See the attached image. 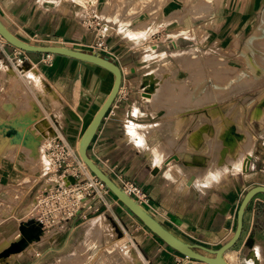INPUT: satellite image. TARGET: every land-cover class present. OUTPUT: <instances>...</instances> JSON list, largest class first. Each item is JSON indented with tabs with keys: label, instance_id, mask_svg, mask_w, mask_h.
Returning <instances> with one entry per match:
<instances>
[{
	"label": "crops",
	"instance_id": "obj_1",
	"mask_svg": "<svg viewBox=\"0 0 264 264\" xmlns=\"http://www.w3.org/2000/svg\"><path fill=\"white\" fill-rule=\"evenodd\" d=\"M263 9L264 0H0V20L24 41L83 51L88 50L93 34L82 21L93 14L109 20V51L104 56L121 68L123 79L88 155L119 185L131 180L142 187L149 196L145 207L167 226L194 243L219 249L236 231L245 194L264 186L260 165L264 159V131L257 140L251 125L246 128L241 121L233 123V115L222 107L226 99L217 101L215 79L210 74H198L195 68L199 64L195 63L206 62L207 58L201 60L202 52L203 57L211 55L219 44H223L220 49L227 50V36H233L231 49L239 50L237 43L241 45L243 36L252 32ZM45 55L27 52L24 57L7 42L0 43V97L8 88L27 93L23 92L26 101L19 100L18 92L8 96L1 103L6 117H0L9 118L4 109L7 103L15 108L23 126L28 102L34 99L40 108L47 107V111L41 109L50 114L54 134L77 149L81 136L107 99L114 76L94 64L60 55H52L48 62ZM20 57L33 69L28 73H34L45 95L40 96L25 75L19 74L22 69L16 60ZM8 64L21 76L23 85L14 80V74L4 73ZM157 70L165 75L156 80L151 75ZM163 84L175 89L165 86L167 90H163ZM261 112L258 108L254 115ZM228 134L234 136V142L226 140ZM17 155L12 156L15 163L19 162ZM247 157L250 170L244 172ZM2 162L0 187L9 185ZM33 167L31 175L42 174L38 164ZM40 181L29 189V185L21 187L22 195L31 198L28 210ZM8 192L0 189V201ZM107 199L109 208L79 223L80 228H69L75 219L50 233H37L23 255L2 259L1 264H83L87 250L95 244L103 248L95 264H125L124 257L108 243L109 236L118 234L128 237L127 243L133 244L130 253L137 254L144 264H204L185 260L112 194ZM9 202L6 212L13 208L23 211L21 201ZM10 215L1 216L2 221L13 222L15 228L13 235L6 233L5 241L14 238L21 226L27 228V219L19 222ZM74 232L80 236L74 238ZM73 248L76 253H69ZM225 256L230 264H264V194L248 205L241 237Z\"/></svg>",
	"mask_w": 264,
	"mask_h": 264
},
{
	"label": "rangeland",
	"instance_id": "obj_2",
	"mask_svg": "<svg viewBox=\"0 0 264 264\" xmlns=\"http://www.w3.org/2000/svg\"><path fill=\"white\" fill-rule=\"evenodd\" d=\"M207 4L204 5L207 7L209 5ZM143 5L144 4L139 5L140 8H142L141 6ZM139 6L137 5V7ZM255 33L258 34L255 35ZM231 37L233 38V36H227V38H230V41L226 39V42L224 44V46L228 48L227 50L220 49V46H223V44H219L216 52L212 51L211 55L207 53L209 57H207V55L206 57L205 56L203 57L204 52H202L201 60L207 58L206 59L207 61L204 59L206 62L200 63L198 62V60H196L197 62L195 64L198 63L199 66H197V68L195 69H197L198 71L197 73L200 74L201 76H205L208 74L213 76V78L216 81L215 90L218 97L217 101L220 102L226 99L225 100L226 105L222 104V107L225 106L228 109L227 110L228 115H233L235 119L233 123L241 121L243 123V126L246 128H248V126L251 125L254 131V132L252 131V133H254L256 139L258 140L260 139L258 135L262 130L264 131V9L262 10V13H260L259 21L257 24H255V27L252 30V32L248 35L243 36L241 45L240 44L238 45L237 43V46L241 47L239 50L231 49L233 48L231 46V42H232ZM210 60H212L213 63L211 61L212 66L208 67L207 64L209 63ZM21 69L22 70L19 72V74L22 76L24 75L26 76V74L29 71L33 70L31 68H28L27 64L25 63L21 64ZM209 70H211V72H208ZM9 72L12 75L14 74L13 75L14 80L18 84L23 85L24 82L21 76L18 74V72L15 70L12 64L11 65L8 64L7 68L4 70L5 74L6 73L8 74ZM159 75H165V74L164 72H162V70H157L153 72L151 78L153 79L156 78L157 80V76ZM18 76L21 78V80L19 79ZM29 84L31 85L32 83ZM159 84L160 82H157L156 86L158 87ZM177 84L178 83H176L175 85ZM32 85L37 88V92L38 94H40V96L45 95L46 91L40 85L39 82H37V84L35 83ZM178 85L179 87H182L181 84ZM166 86L169 87V85ZM172 89H175V87L168 88V90H172ZM22 91L25 93V95H27V93L24 90ZM17 92H18L17 89L14 91L8 88L4 94L1 93L3 95L0 97V115H2L3 117H6V115L5 112L2 110L1 103L7 100L8 96H11V94ZM23 92H18L17 95L18 97H20L19 100L26 101ZM40 100L42 104H44L43 98ZM28 104H29V109L27 110V112L24 113L23 126H20L22 124L19 123L20 122V120H18L19 116L16 113L15 108L13 109L9 108L8 106H6L7 103L4 106L5 107L4 109L10 115L9 118L6 119L0 117V165H1V160L3 159L2 165L5 167L4 168L5 173L8 174L9 177V181H8L9 185L6 184L5 186L0 187V189H2V192L4 191L7 192V190H9L7 197H5V199L2 198L4 202L0 201V251L4 249L6 246H8L11 241L16 239L19 234L18 232V234L14 238L5 241L7 239L6 233L7 234L12 233L13 231H15V228L14 225L12 224L13 222H9L7 220L2 221L3 216L5 217V215L10 213L11 214L10 216L12 217L11 219L19 222L22 220H26L29 217L28 213L30 210H28V206L31 204V198H27L26 197L27 195L26 196L22 195L23 190H21V187L25 185H29L26 188L29 189L36 182H38V180H41L40 185H42L45 179H47V178H42L41 175H31L29 170L31 168H34L33 166L35 164H38L37 168L40 171L44 168L45 166L44 141L46 138L54 134L55 129L48 121L46 120L44 122L39 121L40 119L44 118L46 114L42 109L47 111V107L42 106L41 109L38 103L34 99H30ZM224 108H219V109H224ZM258 108L262 110L263 114L259 116H255L254 112ZM46 116H48V114H46ZM48 117H50V114ZM253 120L254 121L259 120V122L253 123ZM33 125L39 128V130L36 129ZM27 126H30L28 128V131L30 132L31 135L29 134L30 136H28L25 142L21 134L24 131H22L21 128H23L24 130V128H26ZM7 127L13 129L14 130L13 135H15L16 137H20L21 139L18 138L19 139L18 141L17 138H15L14 136H13L14 138H12L11 135L7 132L8 131ZM17 129L21 130L22 132L18 131ZM17 133H19L20 136H17L16 135ZM14 154H18L17 155L18 157L17 160H19L18 163H15V159L12 157ZM29 157L31 159H29ZM32 159L35 161L34 162L35 164L33 163ZM260 165L262 170L264 171V164L261 162ZM21 167H23V169ZM0 172H1V167H0ZM17 176H20V178L18 179ZM10 200L15 202L21 201L22 203H24L23 211L17 212L16 209L13 208L12 211L6 212V209L11 204L9 202ZM93 217H95V215ZM96 221L98 220H95L94 222ZM83 222H84L83 220L77 219L73 224V226H70L69 228L72 229V227L75 228L77 226L78 228H80L79 223H83ZM76 232L79 234L80 229H78V231ZM13 233L11 235H13ZM78 234L76 235L74 232L73 237L78 238L80 236ZM128 240H129L128 237L123 235L119 236V234L118 236H113V237L109 236L108 243L112 245L113 242L116 241V243L114 244L115 250L122 257H124V260H125V254L120 250L121 247L120 245L126 244L128 246V249H131L132 247L127 244ZM102 249H103L102 247L101 248L97 247L96 244L93 245L91 249L87 250L83 260L85 262L83 264H95L98 253ZM69 253H76L75 248H73ZM110 260L113 261L112 258ZM2 261L3 260L1 259L0 264L2 263ZM76 262L77 261H73L72 263L76 264Z\"/></svg>",
	"mask_w": 264,
	"mask_h": 264
},
{
	"label": "built area",
	"instance_id": "obj_3",
	"mask_svg": "<svg viewBox=\"0 0 264 264\" xmlns=\"http://www.w3.org/2000/svg\"><path fill=\"white\" fill-rule=\"evenodd\" d=\"M109 20L93 14L82 21L84 28L92 32L88 52L105 55L109 51ZM6 41L0 37V43ZM25 57L27 52L19 50ZM50 61L52 55L46 54ZM24 58L16 60L17 65L24 63ZM130 125H133L131 122ZM45 166L41 177L47 178L40 185L26 221L27 228L39 229L46 234L75 219L84 222L98 216L103 208H109L108 196L111 192L106 185L93 175L81 160L76 148L55 133L44 141ZM264 164V160L262 161ZM122 189L145 206L149 201L146 191L131 180H124ZM133 248V244L127 243ZM126 245V244H125ZM130 248V247H129ZM36 256H40L39 253ZM185 260H189L185 257Z\"/></svg>",
	"mask_w": 264,
	"mask_h": 264
},
{
	"label": "water",
	"instance_id": "obj_4",
	"mask_svg": "<svg viewBox=\"0 0 264 264\" xmlns=\"http://www.w3.org/2000/svg\"><path fill=\"white\" fill-rule=\"evenodd\" d=\"M0 37L3 38L9 45L24 52L60 55L94 64L112 73L114 76L113 87L107 99L100 107L78 142L77 151L81 160L86 164L90 172L106 185L112 195H114L119 202H121L155 236H157L163 243L172 248L174 251L188 259L200 261L204 264H230L226 259L225 254L239 241L243 230V219L248 205L257 195L264 194V186H256L245 194L238 210L236 231L233 237L226 244L219 249H210L192 242L163 223L136 199L130 197L122 189L121 185H119L116 180L107 174L88 155V148L95 137L101 122L105 118L107 112L120 92L123 79L121 68L108 57L100 53L83 51L68 46L37 45L32 42L24 41L13 34L1 20ZM249 170L250 157H247L243 164V171L248 172ZM35 232L40 233V230L35 229Z\"/></svg>",
	"mask_w": 264,
	"mask_h": 264
},
{
	"label": "bare ground",
	"instance_id": "obj_5",
	"mask_svg": "<svg viewBox=\"0 0 264 264\" xmlns=\"http://www.w3.org/2000/svg\"><path fill=\"white\" fill-rule=\"evenodd\" d=\"M83 1H85V0H83ZM75 2V1H74ZM82 4H84V3H82ZM116 11V10H115ZM118 11V10H117ZM116 11V12H117ZM124 11V10H123ZM119 13V12H118ZM125 13V12H124ZM122 16V15H121ZM126 16V15H125ZM126 18H127V16H126ZM130 18V17H129ZM260 33V32H259ZM186 34V33H185ZM258 34V33H257ZM256 33H255V35H257ZM187 56V55H186ZM30 72V71H29ZM34 74V73H33ZM241 74V73H240ZM26 79H27V81L28 82H30V83H32V84H37V82L35 81V77L32 75V73H27L26 74ZM166 85H162V87H161V89H163V90H167V88L165 87ZM238 117V116H237ZM48 121L51 125H52V123H51V121H50V119H49V117L48 116H45L44 118H42V119H40L39 121L40 122H44V121ZM34 126V125H33ZM16 127V126H15ZM14 127V128H15ZM30 126H27L26 128H24V130H23V128H21L22 129V131H24L23 133H21L22 134V137H23V140L26 142V140H27V138H28V136H30L31 134H30V132L28 131V128H29ZM36 129H38L39 130V128H37L36 126H34ZM52 127H54L53 125H52ZM18 129H20V128H18ZM17 129V130H18ZM18 131H20V132H22L21 130H18ZM17 131V132H18ZM19 132V133H20ZM8 133L11 135V137L12 138H17V140L19 141V139H21L20 137H16L15 135H13V133H14V130L13 129H9L8 130ZM16 133V132H15ZM19 133H17L16 135L17 136H20L19 135ZM30 134V135H29ZM14 136V137H13ZM19 138V139H18ZM250 139V138H249ZM228 142H234L235 141V139H234V136L233 135H230V134H228L227 135V139H226ZM250 140H252V139H250ZM21 141V140H20ZM22 143V142H21ZM20 144V143H19ZM251 145H253V142L251 143ZM250 145V146H251ZM24 146V145H23ZM22 147V146H21ZM19 150V149H18ZM35 238H37V233L36 232H32V230L30 231L28 228H26L25 226H21L20 227V229H19V234H18V237L16 238V239H14L13 241H11L10 243H9V245L8 246H6L4 249H2L1 251H0V260L1 259H5V258H9V257H11V256H13V257H15L16 258V256H18L19 254L21 255V253L23 252V251H25L28 247H29V245L31 244V240L32 239H35ZM39 238H41V237H39ZM114 244L115 243H113V245L111 246V249L112 250H114L115 249V247H114ZM121 247H120V250L125 254V264H144L143 262H142V260L138 257V255L137 254H135L134 252H132V253H130L131 252V249H128V246L127 245H125V244H123V245H120ZM128 249V250H127ZM135 254V255H134ZM22 255H23V253H22ZM135 256V257H134ZM127 259V260H126ZM64 260L62 259L61 260V262H63Z\"/></svg>",
	"mask_w": 264,
	"mask_h": 264
}]
</instances>
